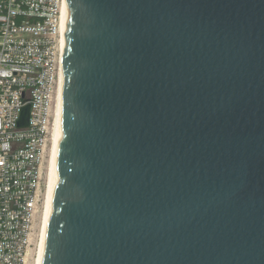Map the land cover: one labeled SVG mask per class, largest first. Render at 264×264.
<instances>
[{"label":"water","instance_id":"1","mask_svg":"<svg viewBox=\"0 0 264 264\" xmlns=\"http://www.w3.org/2000/svg\"><path fill=\"white\" fill-rule=\"evenodd\" d=\"M61 62L37 264H264V0H66Z\"/></svg>","mask_w":264,"mask_h":264},{"label":"built area","instance_id":"2","mask_svg":"<svg viewBox=\"0 0 264 264\" xmlns=\"http://www.w3.org/2000/svg\"><path fill=\"white\" fill-rule=\"evenodd\" d=\"M66 0H0V264H34ZM29 106L28 124L17 125Z\"/></svg>","mask_w":264,"mask_h":264},{"label":"bare ground","instance_id":"3","mask_svg":"<svg viewBox=\"0 0 264 264\" xmlns=\"http://www.w3.org/2000/svg\"><path fill=\"white\" fill-rule=\"evenodd\" d=\"M61 77H62V71H61V75H60L59 92H60V85H61ZM59 92H58V100H59ZM53 138H54V133H53V136H52V140H51V143H50V149H49L48 167H47V177H46V180H47L46 181V191H47V183H48L49 168H50V161H51ZM45 198H46V194H45ZM42 221H43V216H42ZM42 221H41V226H40V236H41V229H42ZM39 244H40V239H39V242H38V248H37V251H36V259H35V263L34 264H37Z\"/></svg>","mask_w":264,"mask_h":264},{"label":"rangeland","instance_id":"4","mask_svg":"<svg viewBox=\"0 0 264 264\" xmlns=\"http://www.w3.org/2000/svg\"><path fill=\"white\" fill-rule=\"evenodd\" d=\"M48 157H49V152L46 154L45 160L43 162V170L45 173V180L47 177ZM40 226H41V221L40 222L38 221L37 226H36L37 233H40Z\"/></svg>","mask_w":264,"mask_h":264}]
</instances>
